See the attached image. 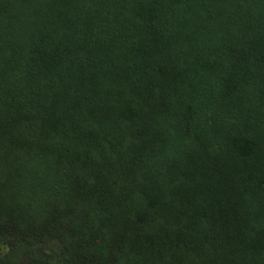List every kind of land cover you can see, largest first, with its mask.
<instances>
[{
	"label": "trees",
	"instance_id": "1",
	"mask_svg": "<svg viewBox=\"0 0 264 264\" xmlns=\"http://www.w3.org/2000/svg\"><path fill=\"white\" fill-rule=\"evenodd\" d=\"M0 264H264V0H0Z\"/></svg>",
	"mask_w": 264,
	"mask_h": 264
},
{
	"label": "rangeland",
	"instance_id": "2",
	"mask_svg": "<svg viewBox=\"0 0 264 264\" xmlns=\"http://www.w3.org/2000/svg\"><path fill=\"white\" fill-rule=\"evenodd\" d=\"M2 248H3V250H5L6 249L5 245H2Z\"/></svg>",
	"mask_w": 264,
	"mask_h": 264
}]
</instances>
